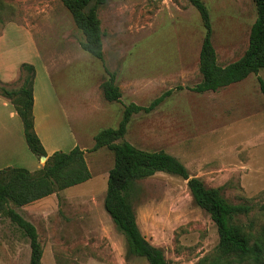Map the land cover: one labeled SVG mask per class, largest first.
Segmentation results:
<instances>
[{"label":"rangeland","instance_id":"obj_1","mask_svg":"<svg viewBox=\"0 0 264 264\" xmlns=\"http://www.w3.org/2000/svg\"><path fill=\"white\" fill-rule=\"evenodd\" d=\"M0 1L4 23L29 25L41 53L52 57L55 90L61 96L72 93L70 127L88 149L89 179L17 209L36 227L41 264H147L143 257L125 258V238L103 207L111 150L89 149L99 130L118 125L125 104L147 105L166 89L200 80L204 29L199 12L186 0H106L97 8L104 33L103 59H98L81 48L83 34L60 0ZM203 1L217 62L225 65L246 49L255 5L252 0ZM110 71L121 90L119 101L105 100L100 89ZM258 77L264 81V68L217 91L174 93L151 113L135 114L123 137L140 149L176 156L190 176L221 187L228 201L251 204L240 221H251L255 231L264 225V94ZM43 125L54 141L63 142L61 125ZM130 199L140 232L162 249L166 264H198L213 253L216 226L193 202L182 177L157 172L138 180ZM29 255L23 232L0 216V264H29Z\"/></svg>","mask_w":264,"mask_h":264},{"label":"trees","instance_id":"obj_2","mask_svg":"<svg viewBox=\"0 0 264 264\" xmlns=\"http://www.w3.org/2000/svg\"><path fill=\"white\" fill-rule=\"evenodd\" d=\"M60 1L83 34L81 48L91 56L103 59L104 33L97 8L106 0ZM186 1L199 12L204 29L198 55L200 80L193 86L179 84L173 89H166L147 105L134 102L125 104L118 125L103 128L94 135V143L89 150L106 147L113 154L103 207L125 238L126 259L138 256L145 258L147 264H166L162 249L152 245L140 232L130 192L136 181L157 172L177 175L186 180L193 202L209 214L216 226L218 242L214 251L198 264H264V225L255 231L251 221L246 224L240 221L241 216H247L253 209L251 204L228 201L222 194L221 187H207L201 178L190 176L185 165L174 155L161 149H140L123 139L135 114L151 113L174 92L184 88L195 93L217 91L245 79L250 74H257L264 68V0H252L256 17L249 29L247 47L240 57L225 65L217 62L210 16L204 1ZM4 7L5 4L0 1V32L5 24L1 14ZM110 72L100 83V89L105 100L119 101L121 90L115 82V73ZM34 75V66L25 62L20 65L18 86L7 87L0 82V94L11 101L21 120L27 147L38 159L45 157L42 166L34 171L21 166L0 169V216L7 217L28 239L29 264H41L43 249L36 227L17 208L84 182L90 178L91 173L85 160L88 149L75 146L69 151L55 150L50 154L45 151L34 129ZM258 82L264 94V81L258 77Z\"/></svg>","mask_w":264,"mask_h":264},{"label":"crops","instance_id":"obj_3","mask_svg":"<svg viewBox=\"0 0 264 264\" xmlns=\"http://www.w3.org/2000/svg\"><path fill=\"white\" fill-rule=\"evenodd\" d=\"M40 48L38 39L29 25L16 21L6 22L0 32V82L7 87H14L17 85L20 65L25 62L32 64L35 68L33 79L34 129L45 151L47 154L55 150L69 151L75 146L87 149L79 145V140L72 131L67 116V108L69 109L67 104L73 106L74 97L71 92L63 96L56 92L52 77V57L50 54L49 57L42 54ZM96 85L98 86L97 80ZM67 96L73 100L65 102L64 98ZM70 110L73 108L70 107ZM43 123H47L51 129L54 128L55 123L61 125L64 134L63 142L54 141L50 134L43 130ZM31 153L25 142L21 120L13 104L7 97L0 94V169L7 166H21L34 171L40 168L41 160L38 158L35 160V156ZM31 203L19 208L24 209Z\"/></svg>","mask_w":264,"mask_h":264},{"label":"water","instance_id":"obj_4","mask_svg":"<svg viewBox=\"0 0 264 264\" xmlns=\"http://www.w3.org/2000/svg\"><path fill=\"white\" fill-rule=\"evenodd\" d=\"M40 160L44 161L45 160V157H41Z\"/></svg>","mask_w":264,"mask_h":264}]
</instances>
